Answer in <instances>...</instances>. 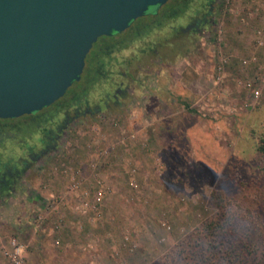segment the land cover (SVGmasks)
Listing matches in <instances>:
<instances>
[{"label": "rangeland", "instance_id": "1", "mask_svg": "<svg viewBox=\"0 0 264 264\" xmlns=\"http://www.w3.org/2000/svg\"><path fill=\"white\" fill-rule=\"evenodd\" d=\"M211 7L199 32L184 18V31L150 35L146 52L113 62L111 76L133 79L117 78L130 81L131 103L71 121L0 202V264H13L12 239L25 264H201L179 251L219 212L213 190L231 224L202 244L264 264V0ZM81 75L72 88L88 83Z\"/></svg>", "mask_w": 264, "mask_h": 264}, {"label": "water", "instance_id": "2", "mask_svg": "<svg viewBox=\"0 0 264 264\" xmlns=\"http://www.w3.org/2000/svg\"><path fill=\"white\" fill-rule=\"evenodd\" d=\"M168 0H0V118L30 115L81 78L101 36Z\"/></svg>", "mask_w": 264, "mask_h": 264}, {"label": "trees", "instance_id": "3", "mask_svg": "<svg viewBox=\"0 0 264 264\" xmlns=\"http://www.w3.org/2000/svg\"><path fill=\"white\" fill-rule=\"evenodd\" d=\"M207 1L208 0H198V4H194L195 0H168L164 5L141 16L139 18L140 21L135 19L129 26V28L132 27L137 21L133 33L129 36L126 37L122 35V33L126 31L125 29L120 33L99 37L85 59L86 65L84 70L87 75L88 83L82 87L72 88L74 83H76L74 82L72 84L73 86L68 90L69 94L67 95L68 91H66L60 99L54 102V104H58L53 111L46 110V107L38 112L28 115L30 120L24 122L21 126L15 129L18 142L21 146L26 147L30 144L33 145L36 139L35 136L41 135L45 126L49 124L48 120L51 119V116L61 112L63 108L68 106L70 101L78 100L79 102H83L92 97L95 93L94 90H101V84L111 75L113 62L114 64L115 62H118L119 57L122 58L124 51L129 50L132 53L136 52L133 53L136 54L133 55V57H136L138 52H146L151 48V41L149 40V46L145 47L143 42L144 39L149 38L150 35H157L164 29H167L170 32H176L175 29L179 27L177 23L184 18L189 19V17L196 11L204 9ZM103 39H105L104 42H102ZM139 43H141V45H139ZM122 61H125V58ZM183 105L187 110L194 111L190 108L187 102L184 101ZM22 132L24 133L23 140L19 137ZM259 149L264 152V141L262 142V145L259 146ZM223 200L222 193L219 190H213L211 192V205L219 207L220 210L216 216H213L202 223L201 226L194 231L195 233L193 232L189 235V241L195 239L194 243L190 244L188 247L180 245L181 251H179V253L181 252L180 254L182 255L185 254L183 259L194 256L201 264H249V261L245 260V255L239 257L237 262L234 261L237 253L236 247L233 244L229 246L226 245L222 248V246L213 245L212 243L210 244L208 241V244H202L203 242H201L202 238L206 239L208 236L207 234H225L227 231L226 227L231 224L228 215L225 213L226 211L222 204ZM217 247H220V249H216ZM171 252L172 250L169 251V253ZM245 252L248 257L250 256L248 254L251 253V249L249 248ZM179 253H177L176 256L180 259V255H178ZM173 258H175L174 252Z\"/></svg>", "mask_w": 264, "mask_h": 264}, {"label": "flooded vegetation", "instance_id": "4", "mask_svg": "<svg viewBox=\"0 0 264 264\" xmlns=\"http://www.w3.org/2000/svg\"><path fill=\"white\" fill-rule=\"evenodd\" d=\"M211 1L213 0L206 2L204 9L196 11L191 16L189 15L186 24L187 31L199 32L201 27L204 28L210 22L211 19L208 16L212 8ZM175 30L180 32L185 29L184 27H177ZM113 71L114 75H110L104 82L107 86L98 90L93 97L83 102L70 101L68 106L63 108L61 112L53 114L41 135L35 136L36 139L33 145L21 146L16 136L15 129L27 121L18 122L12 121L14 118H0V202L13 198L18 181L26 175L33 162H38L47 152L58 147L59 142L65 135L64 128L71 121L82 117L81 115H96L109 109L123 110L127 108L126 105L132 101L129 97L131 93L130 81L118 80L117 78L120 72L121 77L128 75L126 79L131 81L133 79H131L132 77L128 72L118 69ZM10 143L14 145V149L9 147Z\"/></svg>", "mask_w": 264, "mask_h": 264}, {"label": "built area", "instance_id": "5", "mask_svg": "<svg viewBox=\"0 0 264 264\" xmlns=\"http://www.w3.org/2000/svg\"><path fill=\"white\" fill-rule=\"evenodd\" d=\"M11 251L9 252L7 249H5V253L9 255V257L12 260L13 264H25L24 257L22 254V246L19 245L15 239H12L10 242ZM4 248H7L6 246H3Z\"/></svg>", "mask_w": 264, "mask_h": 264}]
</instances>
